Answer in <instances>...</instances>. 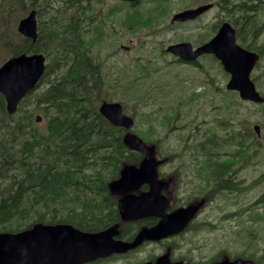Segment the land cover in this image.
Here are the masks:
<instances>
[{"label":"trees","instance_id":"16d2710c","mask_svg":"<svg viewBox=\"0 0 264 264\" xmlns=\"http://www.w3.org/2000/svg\"><path fill=\"white\" fill-rule=\"evenodd\" d=\"M222 2L224 16L243 37L241 42L248 35L252 50L264 58V41H258L264 31L258 18L264 0ZM31 8L38 10L40 18L36 42L14 30L3 31L11 26L14 13H28ZM91 16L90 9L77 0H0V51L10 52L9 57L42 53L48 59L39 93L30 94L15 115L7 113L0 94V234L23 233L37 225H71L98 234L118 226L117 238L133 242L142 226L157 222L154 218L124 222L118 208L121 197L110 190L125 167L140 166L144 154L128 148L125 130L100 114L107 82L101 57L92 50L101 38L98 35L88 42L84 36ZM92 18L98 25V17ZM136 83L133 80L130 86ZM229 106L226 102L224 109ZM38 114L43 116L42 123L36 120ZM222 125L228 133L222 143L217 132L207 135L205 131L204 139L197 138L209 163L208 181L215 194L242 193L247 188L236 180L239 168L228 158L222 160L219 148L235 144L237 161H242L261 147V141L249 127L235 132L229 122ZM256 203L264 204V192ZM259 216H264V210ZM134 251L86 264L128 258Z\"/></svg>","mask_w":264,"mask_h":264},{"label":"rangeland","instance_id":"374dc122","mask_svg":"<svg viewBox=\"0 0 264 264\" xmlns=\"http://www.w3.org/2000/svg\"><path fill=\"white\" fill-rule=\"evenodd\" d=\"M78 1L94 16L97 14L104 20L101 26L91 22L87 27L89 31L84 33L88 42L98 35L101 38L94 43L92 50L100 55L104 64L103 76L107 82L104 99L121 103L125 113L135 119L133 132L156 150L154 159L158 172L169 181V190L165 194L170 198L167 199L168 212L189 204L197 208L190 227L184 233L163 242L141 245L140 250L128 258H112L101 264H138L164 255L181 264H212L225 256L253 259L264 264V216H259L264 204L255 205L264 192V107L242 101L235 94L234 98L223 94L229 76L215 62L205 59L206 69L200 74L189 68L167 65L168 59L160 54L168 45L187 39L195 43L208 37L210 26L226 20L224 14L214 8L189 24L188 28L172 31L169 26L174 13L186 6L193 8L218 0H170V5H165L168 16L161 18L159 23L163 31L153 34L128 29L109 32L108 29L119 13L124 12L125 15L126 11H132L127 14H134L138 10L146 13L154 6L153 3L135 9L122 0ZM27 14L24 11L14 13L11 26L3 27V31L17 32L20 21ZM258 18L264 26V7ZM135 44L136 47L128 53L120 50L121 45ZM8 54L10 52L0 51V65L10 58ZM137 59L142 61L137 62ZM139 65L145 68L146 75ZM206 72L210 75L205 76ZM252 77L257 78V88L264 94V58ZM133 80L137 83L131 87ZM201 83H206L207 89L197 95ZM45 87L43 85L41 91ZM39 91L37 89L35 94ZM225 101L233 108L224 110ZM225 122H229L235 132L242 126L252 131L256 124L262 127L261 147L256 145L257 150H252L242 161H237L235 152L238 146L235 144L227 143L219 148L222 159L228 158L235 168H239L236 180L247 188L242 193H213V183L208 181L209 163L199 150L201 143L197 138L204 139L202 133L205 131H208L207 135L217 132L222 143V137L228 134L223 129L222 123ZM196 133H200L197 138L194 136Z\"/></svg>","mask_w":264,"mask_h":264},{"label":"water","instance_id":"95a60500","mask_svg":"<svg viewBox=\"0 0 264 264\" xmlns=\"http://www.w3.org/2000/svg\"><path fill=\"white\" fill-rule=\"evenodd\" d=\"M211 7L212 5H208L183 12L175 16L174 21L194 20ZM18 31L28 39L37 40V11H31L20 21ZM168 51L188 61L203 54H214L231 76L227 85L228 90L239 92L242 100L264 103V98L251 79L260 56L246 51L237 44L236 32L231 24L224 23L218 34L196 51H193L190 43L173 45ZM45 71L46 58L42 54H23L13 57L0 67V93L6 99V107L10 115L17 112L21 101L36 88ZM100 113L113 126L127 131L134 126V119L124 114L120 103L104 101ZM37 121H41V118L38 117ZM254 129L260 135V126L256 125ZM124 142L131 150L142 152L146 157L140 167H126L121 178L111 184L110 189L114 195L122 197L119 208L124 220L132 221L156 216L161 218V222L156 227L143 229L131 244L115 240V228L100 234H90L70 225H37L25 233L0 235V264H83L85 261L116 252H126L146 240H159L183 231L195 216L196 208L193 206L180 208L170 215L167 214L165 210L167 201L162 194L166 184L158 179L154 150L131 132L126 134ZM143 185H149L148 192L133 194ZM148 264L171 263L168 256H164L156 263ZM218 264L253 263L226 260Z\"/></svg>","mask_w":264,"mask_h":264},{"label":"flooded vegetation","instance_id":"af4514ba","mask_svg":"<svg viewBox=\"0 0 264 264\" xmlns=\"http://www.w3.org/2000/svg\"><path fill=\"white\" fill-rule=\"evenodd\" d=\"M165 1L166 0H136V1H123L122 0V3H124L125 5H127L130 8H135V9L144 7V5H145V7L147 5H152L150 3H153L154 6H152V8H150V9H148L146 13H144V11H139V10L134 12V14H127V13L132 12V11H129V12L126 11L125 15H124V12L119 13V15L116 16L115 19L113 20V23L108 26V29L110 30L109 32H112V31L113 32H122L123 30L128 29L130 31L145 32V33L153 34V33L158 32V31H163V27L162 26L159 27V23L161 22L160 19L168 16V8H166L167 6H165V5H170V0H167V2H165ZM183 1H186V0H183ZM207 4L213 5V8L211 10H213L214 8L219 9L221 12L223 10L222 9V6H223L222 0L202 4V5L193 7V8L191 6H186L185 9L174 13L170 17L169 29L172 31H179V30H182L181 28L187 27V26H189V24L191 25L192 22L198 21L208 12L199 16L198 18H196L194 20L174 21V18H175V16H177L180 13H183L185 11H190L192 9H196L200 6L207 5ZM157 10H159V12H157ZM96 16H97V14H96ZM96 16H91V18L89 17L90 22H94L95 20H93L94 18H92V17H96ZM97 17H98L97 23L103 24V22H104L103 18H100L99 16H97ZM220 22L221 21H219L217 24L210 26L211 34H209L208 37H203L198 42L193 43V42H191L190 39H187L186 41L177 42L175 44L163 47L160 54H163L162 56L168 59L167 65H176V66H180V67H184V68H189L191 70H195L196 72H199L200 74H203L200 71H204L206 69L205 61L211 60L212 62H215L217 65H220V67L223 69L221 62L213 54H203V55L198 56L196 59H194L192 61H188V60H183L182 58L177 56L175 53L168 51V49L171 46L181 44V43H190L193 46V51H196L198 48L202 47L204 44H206L208 41H210L218 33V31L221 28ZM242 38H240V37L238 38L239 45H241L242 47H244L247 50L253 51L252 50L253 45L250 46L251 45L250 43H252V42L250 41L249 36L248 35L244 36L245 41H243V42H241ZM252 41L254 42V40H252ZM134 47H136V44H135V46L121 45L120 50L128 53ZM140 61H142V60L137 59V62H140ZM140 67L142 68L141 65H140ZM204 75L207 76L210 74H209V72H206V73H204ZM211 79L212 78H208L207 80H211ZM206 89H207V84L201 83V84H199V89H197L196 94L200 95V93H202ZM199 135H200V133L194 134L195 138H197ZM147 221H148V219H147Z\"/></svg>","mask_w":264,"mask_h":264}]
</instances>
